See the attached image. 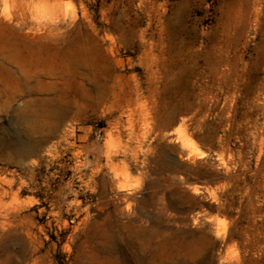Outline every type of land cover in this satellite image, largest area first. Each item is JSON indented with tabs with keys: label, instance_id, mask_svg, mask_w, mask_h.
Instances as JSON below:
<instances>
[{
	"label": "rangeland",
	"instance_id": "374dc122",
	"mask_svg": "<svg viewBox=\"0 0 264 264\" xmlns=\"http://www.w3.org/2000/svg\"><path fill=\"white\" fill-rule=\"evenodd\" d=\"M0 264H264V0H0Z\"/></svg>",
	"mask_w": 264,
	"mask_h": 264
}]
</instances>
